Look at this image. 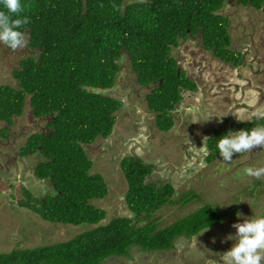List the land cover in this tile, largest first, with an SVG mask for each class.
I'll return each mask as SVG.
<instances>
[{"label": "trees", "instance_id": "obj_1", "mask_svg": "<svg viewBox=\"0 0 264 264\" xmlns=\"http://www.w3.org/2000/svg\"><path fill=\"white\" fill-rule=\"evenodd\" d=\"M22 3L30 5L21 14L27 15L30 23L21 30L27 33V48L32 54L12 70L15 87L0 85V121L12 126L26 105L34 119L45 121L44 131L30 134L18 153L21 158H39L33 176L46 181L50 191L43 197L35 196L23 185L17 204L49 224L93 228L63 242L1 253L0 264H103L111 257L129 256L133 246L143 252L170 250L177 238H192L220 224L225 219L224 212L204 204L196 189L177 196L174 184L154 180L155 165L137 155H127L120 162L126 181L124 200L131 216L102 224L106 211L91 201L104 198L107 187L101 174L91 173L93 162L87 150L96 139H107L114 133V114L123 103L111 96L110 90L122 76L146 90L155 86L145 95L147 107L158 113L159 130L167 132L173 126L170 111L181 93L197 89L177 69L176 48L193 37L199 39L200 48L211 53V58L244 65V50L232 48L229 21L220 10L236 4L259 10L264 0ZM126 59L127 70L122 68ZM257 125H264V121L220 125L203 142L209 151L207 161L220 156L218 139L229 131L249 130ZM7 126L3 128L6 134ZM223 126H229V131ZM235 127L238 130H233ZM190 159L183 155L179 162L184 166ZM193 170L196 169L189 172ZM260 186L262 183L256 182L247 190L254 193ZM233 190L242 194V189ZM190 202L203 204L170 224L159 221L157 212L166 205L185 207ZM259 217H264V212Z\"/></svg>", "mask_w": 264, "mask_h": 264}, {"label": "rangeland", "instance_id": "obj_2", "mask_svg": "<svg viewBox=\"0 0 264 264\" xmlns=\"http://www.w3.org/2000/svg\"><path fill=\"white\" fill-rule=\"evenodd\" d=\"M220 13L229 21L228 32L233 40L232 48L244 50V65L241 64L240 68H237V76H240L239 82L243 78L246 79L244 89L250 96V99L245 100L247 120L264 121V4L259 10L237 4L226 5ZM188 39L190 41L182 43L180 55L196 53L189 58L190 67L192 68L193 62L201 63L207 60L214 66L215 70L212 71L218 73L219 69L216 68L215 63L222 61L213 57L212 59L209 54L204 53L199 46V39ZM198 52L204 53L205 58L203 56L198 58ZM29 53L32 54V51L27 47L13 51L0 44V85L9 84L15 87L16 81L12 70L18 68L19 62ZM192 69L197 77L200 75H203L202 78L205 77V70ZM122 77L125 82L126 77ZM122 77L121 82L118 79V86L126 85L127 88L136 90L139 96L131 99L132 107L114 114L116 117L114 133L107 139L94 141L87 150V155L93 162L91 173L101 174L107 187L104 198L91 201L95 207L106 211V218L102 224L116 217L131 216L124 200L126 181L120 167L122 158L127 155H137L143 161L155 165L154 180L174 184L177 196L196 189L204 199V204L217 207L219 211L225 213V219L214 228L203 230L192 238H177L174 247L170 250L143 252L133 246L129 256L111 257L103 264H213L214 260H219L216 254L223 255L235 243V241H222H225L229 235H235L236 230L231 227L234 223H243V219H237V213L242 214L243 218L250 219L252 215L259 217L264 212V177L257 180L242 174V169L245 167H264V149L258 148L250 153L234 154L230 163L224 162L220 156L208 162L206 155L208 156L209 152L205 147L187 146L186 142L180 141L176 134L167 132L159 135L154 132L143 136L137 133L140 125L136 122L135 108L140 106L141 112L146 110L145 95L154 87L146 90L131 82L125 84L122 82ZM227 92V88L222 87L221 95L224 96ZM181 95L184 97L186 93L183 91ZM112 96L120 98L119 94ZM196 99L198 100L197 97ZM125 101L127 102L126 99ZM5 126H7L5 122L0 121V254L14 248H31L63 242L84 229L93 228L84 227L85 225L49 224L36 214L18 206L17 202L20 197L22 198L23 185L32 189L35 196L43 197L45 192L50 191V185L46 181H40L33 176V169L39 158L37 156L21 158L18 153L30 134L37 130L44 131L45 121L34 119L29 106L26 105L23 114L14 118L12 126H7V134L3 132ZM223 127L226 132L229 131V126ZM202 138L203 136L200 140ZM198 141L193 143L199 144ZM183 155L191 158L184 166L179 162L182 161ZM195 161L198 163L194 165ZM192 168L196 170L190 173ZM256 182L262 183V186L254 190V193L247 190ZM233 189L240 191L242 189V194H237ZM202 204V202H190L185 207L166 205L157 212V216L160 217L159 221L167 225L176 218L191 213Z\"/></svg>", "mask_w": 264, "mask_h": 264}, {"label": "crops", "instance_id": "obj_3", "mask_svg": "<svg viewBox=\"0 0 264 264\" xmlns=\"http://www.w3.org/2000/svg\"><path fill=\"white\" fill-rule=\"evenodd\" d=\"M182 43L183 42H181L174 51L177 69L183 72L186 79L191 80L196 85L197 89L195 91L185 90L184 92L186 95L184 97L181 95L179 102L170 111L173 119V126L167 132L176 134L180 141L186 142L185 144L187 146L201 148L204 146L203 142L211 138L223 123L238 124L252 121L247 120L245 109V100L250 99V96H248L247 90L244 89V82L246 79L243 78L240 82L238 81L240 76H237V68H240V65L225 63L223 61L219 63L214 62L216 68L219 69L217 73L212 71L215 70L214 66L207 60L201 61V63L193 62L191 65L192 68H201L206 71L204 78H202L203 75L197 77L189 65V58L196 53L181 56L180 51L183 48ZM204 53L210 54L207 51H204ZM204 53L198 52V58L201 56L205 58ZM232 84H234V87H232ZM222 87H226L228 90L224 96L220 93ZM250 92L253 93L252 90H250ZM116 99L120 100L119 98ZM120 101L123 103L122 99ZM249 106L248 104L247 107ZM141 116L145 122H143V124H151L153 130H138L137 133L143 136H148L149 133L153 134L154 132L159 135L167 133L162 132L157 127L156 118L158 117V113L149 111L147 102L146 110L141 113ZM149 121L151 123H148ZM233 130L238 129L235 127ZM201 136H203V138L200 140ZM100 140L101 138H98L95 141L98 142ZM197 140H199V144L193 143ZM197 152L198 149L196 150V153Z\"/></svg>", "mask_w": 264, "mask_h": 264}, {"label": "clouds", "instance_id": "obj_4", "mask_svg": "<svg viewBox=\"0 0 264 264\" xmlns=\"http://www.w3.org/2000/svg\"><path fill=\"white\" fill-rule=\"evenodd\" d=\"M29 7L30 5L22 3V0H0V44L13 51L28 46L27 33L21 29H24L30 20L27 15L21 14ZM187 41L190 39L184 42ZM216 147L223 161L229 163L234 154L264 149V125H257L249 130L229 131L218 139ZM242 174L258 180L264 177V167H245ZM237 219H243V223H234L231 226L236 230L235 235H229L222 241H235L234 245L223 255L216 254L219 260H214L213 264H221V261L222 264H264V217L253 216L249 219L237 213Z\"/></svg>", "mask_w": 264, "mask_h": 264}, {"label": "flooded vegetation", "instance_id": "obj_5", "mask_svg": "<svg viewBox=\"0 0 264 264\" xmlns=\"http://www.w3.org/2000/svg\"><path fill=\"white\" fill-rule=\"evenodd\" d=\"M122 68H124L125 70H127V68H129L128 62H126V60L123 61ZM119 81L121 82V77L119 78ZM122 82H124L123 81V77H122ZM129 82H130V80L126 78V81L124 83L125 84H129ZM110 94H111V96L113 94H116V95L119 94L120 95V98L119 99L120 100L121 99L123 100V104H122L123 106L121 107V110L126 109L128 107H132V105H131V99L133 97L139 96V93H137L136 90L129 89V88L126 87V85H123L122 87H119L118 86V83H115V86L110 90ZM124 96H125V98H124ZM125 99L127 100V102L125 101ZM135 110L137 112L136 122H138V124L140 125V127H139L140 130H145V131L153 130L151 124H143L144 119L141 116V113L144 112L145 110H142V112L139 111L140 110V106L136 107ZM143 134H145V133H143Z\"/></svg>", "mask_w": 264, "mask_h": 264}, {"label": "water", "instance_id": "obj_6", "mask_svg": "<svg viewBox=\"0 0 264 264\" xmlns=\"http://www.w3.org/2000/svg\"><path fill=\"white\" fill-rule=\"evenodd\" d=\"M126 53L125 51H122V54ZM126 62H128V59H126ZM101 89H97V91H100ZM107 91V90H105Z\"/></svg>", "mask_w": 264, "mask_h": 264}]
</instances>
